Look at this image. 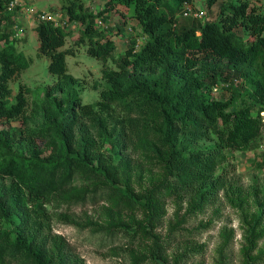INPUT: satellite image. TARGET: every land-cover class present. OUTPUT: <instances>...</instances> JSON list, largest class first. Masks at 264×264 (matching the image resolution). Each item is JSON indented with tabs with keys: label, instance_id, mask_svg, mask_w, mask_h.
Segmentation results:
<instances>
[{
	"label": "trees",
	"instance_id": "obj_1",
	"mask_svg": "<svg viewBox=\"0 0 264 264\" xmlns=\"http://www.w3.org/2000/svg\"><path fill=\"white\" fill-rule=\"evenodd\" d=\"M185 1L192 3L177 0L179 7ZM9 2L0 0V125L22 120L26 126L30 89L20 86L13 95L10 83L21 77L31 61L13 44L18 13L7 11ZM167 2L108 0L104 9L94 14L82 0L63 1L64 16L84 27L76 45H85L87 54L104 64L110 59L117 64L118 70H102L111 88L102 91L95 104H83L78 80L68 73L66 57L76 53L75 49L62 50L69 32L53 21L36 25L39 55L48 57L49 72L57 77L46 91L41 110L43 128H51L57 136L58 155L44 158L43 149L34 140L36 130H0V177L11 180L0 195V218L13 227L0 230V264H54L43 245L34 247L46 223L45 203L67 195L78 178L88 186L84 202L88 198L93 203L106 200L119 211L151 209L154 196L168 199L196 188L200 189L197 205L203 208L217 192L207 182L226 162L225 152L234 157L236 152L255 148L264 131V6L254 7L249 0H225L217 21L202 23L188 18L196 22L178 28ZM218 2L207 0V5L212 8ZM120 6L129 12L128 17L121 13L122 25L135 19L147 40L139 51L137 41L131 40L125 55L114 59L112 37L120 35L122 28L104 31L97 20H106V14ZM239 28L254 39L245 41L236 32ZM234 79L239 83L234 84ZM224 83L230 97L215 98L213 88ZM240 100V107L231 110ZM113 106L127 111L121 128L127 122L142 143L150 134L157 142L155 157L166 179L143 200L116 187L111 175L95 163L96 152L106 143L117 160L126 145L125 131L99 129L101 114L111 112ZM151 118L157 119L159 128L141 131L140 124ZM90 131L98 133L99 143L91 139ZM79 133L85 136L81 142ZM212 137L218 140L216 147L189 150V145ZM26 142L29 156L13 151L14 144ZM35 230L39 234L32 238ZM61 264L70 263L62 259Z\"/></svg>",
	"mask_w": 264,
	"mask_h": 264
},
{
	"label": "rangeland",
	"instance_id": "obj_2",
	"mask_svg": "<svg viewBox=\"0 0 264 264\" xmlns=\"http://www.w3.org/2000/svg\"><path fill=\"white\" fill-rule=\"evenodd\" d=\"M23 1L26 8L32 7L38 13L59 15L60 25L65 22L64 28L69 36L62 50L76 51L75 55L66 57L68 73L78 80L77 91L83 104L99 102L101 92L111 88L103 78L102 70H118L115 61L110 59L104 64L89 56L85 45H76L84 27L80 23L69 22L64 16V0ZM82 1L90 12L96 14L104 9L108 0ZM249 1L254 7L264 6V0ZM222 2L210 8L207 0H192L194 7L205 14V18L200 20L202 23L217 21ZM167 5L174 11L178 28L196 22L182 16V7L177 0H168ZM121 13L129 16L126 8L120 6L106 14V20H97L98 27L104 31L122 28L120 35L113 32L112 39L116 45L114 59L125 55L131 40L137 41L138 51L147 40L135 19H129L126 25H122ZM17 21L19 29H15L13 44L31 64L17 81L10 83V87L13 95L19 92L20 86L30 89L26 113L29 122L26 126L22 120L4 122L0 130L29 128L38 131L34 140L43 149L44 158L54 159L58 155L57 136L51 128H43L41 105L48 87L55 84L57 77L49 72L48 57L40 56L38 52L40 43L34 30L40 22L38 14L18 13ZM236 32L243 35L245 41L254 39L241 28ZM214 95L215 98L230 97L224 88ZM240 105L241 100L231 110ZM113 107L111 112L101 114L99 129L111 131L118 127L119 133L125 131L128 134L123 152L118 156L123 162L117 160L111 146L106 143L96 152L95 163L111 175L116 187L129 190L143 200L166 179V173L155 157L157 142L150 134L142 143L136 129L130 131L127 122L126 127L121 128L120 122L128 118L127 111L119 106ZM261 116L264 121V114ZM159 125L157 119L151 118L142 122L139 129L142 131L147 127L155 132ZM42 128L45 130L41 131ZM89 136L97 143L101 141L97 132L90 131ZM84 137L79 133L78 141ZM28 144H14L12 149L15 153L29 156ZM217 144L218 140L212 137L188 147L190 151L205 150ZM225 155L226 162L207 182L217 189L215 197L203 208L197 205L200 189L196 188L168 199L154 196L151 209L119 211L106 200L93 203L88 198L84 202L82 198L88 186L78 178L74 189L67 195L45 203L46 223L41 229L42 238H36L34 247L43 245L54 264H61L62 259L70 264H254V260L255 264H264V131L254 149L236 152L234 157L228 151ZM10 183V179L0 177V195ZM8 228L13 229L0 218V230ZM36 234H39L38 230L33 232L32 238Z\"/></svg>",
	"mask_w": 264,
	"mask_h": 264
},
{
	"label": "built area",
	"instance_id": "obj_3",
	"mask_svg": "<svg viewBox=\"0 0 264 264\" xmlns=\"http://www.w3.org/2000/svg\"><path fill=\"white\" fill-rule=\"evenodd\" d=\"M219 1H225V0H219ZM25 1L23 0H10L8 3L7 11L8 12H17V13H27L31 15H36L38 14V17L40 18V21H53L56 26H61L64 28L65 22H63V25H60V16L56 14H46L45 12L38 13L35 11L34 8L28 7L26 8V5L24 4ZM182 15L187 18H194L196 20H203L205 18V14L198 11L194 5L191 2L185 1L182 5ZM63 19V18H62ZM67 22V21H66ZM19 27H16V30H18ZM234 84L239 83V79H234L233 80ZM228 87L227 83L221 84V85H216L213 88L214 92H218L221 89ZM264 114V113H263Z\"/></svg>",
	"mask_w": 264,
	"mask_h": 264
}]
</instances>
